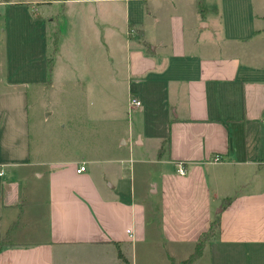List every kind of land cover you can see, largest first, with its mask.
Returning a JSON list of instances; mask_svg holds the SVG:
<instances>
[{"label": "crops", "instance_id": "0c3cea01", "mask_svg": "<svg viewBox=\"0 0 264 264\" xmlns=\"http://www.w3.org/2000/svg\"><path fill=\"white\" fill-rule=\"evenodd\" d=\"M100 1L124 2V34L118 24L95 25L99 48L82 55L73 48L67 61L66 42L87 36V13L33 7L35 22L57 28L59 56L47 66V85L76 80L94 93L96 116L137 113L147 128H160L149 186L156 202L147 179L143 191L136 180L140 167L147 177V153L139 149L150 138L145 130L130 126L103 156L83 150L66 122L58 137L50 131L36 144L29 97L39 81L15 75L19 65L6 58L0 244L9 243L0 264H177L218 219L194 264H264V0ZM98 8L97 16L114 14ZM133 96L141 107L131 106Z\"/></svg>", "mask_w": 264, "mask_h": 264}, {"label": "rangeland", "instance_id": "374dc122", "mask_svg": "<svg viewBox=\"0 0 264 264\" xmlns=\"http://www.w3.org/2000/svg\"><path fill=\"white\" fill-rule=\"evenodd\" d=\"M14 1L16 3L10 2L3 6L0 13V63H4L5 67L7 58V62H11V66H13V62L15 66L19 65L15 75L24 76L23 80L30 84H32V81H39L34 82L33 87L31 86L29 97L33 141L37 144L40 140L42 143V140H46L50 131H56L59 126H63L66 122L71 124L67 130L68 132L71 131L72 135H75L76 132L80 133V146L83 150L89 155L103 156L106 152L111 153L113 151L118 134L127 132L130 126L131 128L133 126L142 128L150 136L146 146L139 148L144 149V152L147 153V177L146 168L140 167L137 169L136 180L138 185L141 184V191H143L147 179V197L156 202L157 197L150 193L149 186L151 180L156 177L155 164L152 163V158L156 157L158 145L155 134L156 130H160V128H147V125L143 123L141 116L137 113L129 115L124 112L123 116L114 117L110 115L108 119L96 116L94 93L87 89V85L79 86L76 80H72L70 86L66 87L63 81L57 78V85L48 88L47 81L51 77L47 72V66H49L50 59L59 56L58 52L54 51L57 28L54 23L44 25L35 22L32 11L34 6L46 5L45 7H47L48 5L49 12L53 14L60 13L63 10H67L73 15L82 10L87 13L88 16H84L87 25L83 26L87 36L84 40L83 38L79 39L77 45H74L71 40L66 42L65 50L61 56L67 61L68 58L70 59L73 56L74 50H77L78 55H82L84 52H88V49L94 51L98 46L95 41L96 37L93 35L95 25L102 26L108 22L118 24L119 34H124L126 30L124 2H117L115 7L112 2H101L100 0ZM44 1H50V4H40ZM117 4H119V7ZM99 6L104 8L108 14L113 12L114 14L109 17H104L103 14L97 16L95 11H98ZM108 8L114 10L111 11ZM86 47L87 49H85ZM73 48L75 49L73 50ZM21 68L22 71H19ZM35 72L36 77H33ZM48 113L50 115L46 117ZM57 133L56 131V137H58ZM120 149L122 155L129 156L130 147L124 146Z\"/></svg>", "mask_w": 264, "mask_h": 264}, {"label": "trees", "instance_id": "16d2710c", "mask_svg": "<svg viewBox=\"0 0 264 264\" xmlns=\"http://www.w3.org/2000/svg\"><path fill=\"white\" fill-rule=\"evenodd\" d=\"M130 29L132 30V26L130 27ZM163 150H164V144L159 151L160 155H162ZM219 224H220L219 219L213 221L211 228L207 232L203 233V235L200 237L195 251L187 259H185V260H183L177 264H194V262L201 256L206 242L209 241L216 234V231L219 227ZM8 243H9V240L7 238L4 240V242L2 244H0V249L2 248L3 244H8ZM119 254H120V257L123 258V260L128 263L127 259L124 257V255L121 251Z\"/></svg>", "mask_w": 264, "mask_h": 264}, {"label": "built area", "instance_id": "2783aa9c", "mask_svg": "<svg viewBox=\"0 0 264 264\" xmlns=\"http://www.w3.org/2000/svg\"><path fill=\"white\" fill-rule=\"evenodd\" d=\"M6 2V0H0V5L4 4ZM131 106L133 108H137V107H141L142 106V101L140 99H138L136 96H133L131 97ZM220 158L219 157H216V161H218ZM86 170V166L85 165H81L79 168H78V172H82ZM178 172L181 173V174H186L187 173V168L185 165L181 164L179 165L178 167Z\"/></svg>", "mask_w": 264, "mask_h": 264}]
</instances>
